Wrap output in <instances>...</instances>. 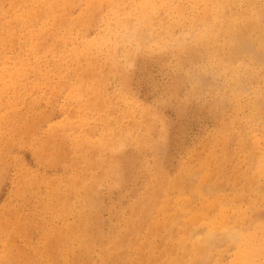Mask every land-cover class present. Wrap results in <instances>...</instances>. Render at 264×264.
Listing matches in <instances>:
<instances>
[{
	"label": "rangeland",
	"instance_id": "1",
	"mask_svg": "<svg viewBox=\"0 0 264 264\" xmlns=\"http://www.w3.org/2000/svg\"><path fill=\"white\" fill-rule=\"evenodd\" d=\"M260 161L264 0H0V264H242Z\"/></svg>",
	"mask_w": 264,
	"mask_h": 264
},
{
	"label": "bare ground",
	"instance_id": "2",
	"mask_svg": "<svg viewBox=\"0 0 264 264\" xmlns=\"http://www.w3.org/2000/svg\"><path fill=\"white\" fill-rule=\"evenodd\" d=\"M64 2H65V1H64ZM60 3H61V2H60ZM65 5H66V4H65ZM65 9H66V8H65ZM67 10H68V9H67ZM53 12H54V11H53ZM255 12H256V11H255ZM255 12H254L255 19H254V16H251V15L249 14V15L251 16V17H250L251 21H248V22H247L248 24L246 23V21H244V22L241 21V22H242L241 24H243V27H241L239 30H236V31H235V34H234V37H233L234 39H233V40H234V42H236V43H235V44H236L235 47H237V49H239V50H240V48L242 49V47L244 46V45H243V44H244V39L247 40L246 38H244V37H245V34H247V29H248L250 26L254 25V24L257 22V21H255V20H259L260 17L262 16L261 13L259 12L261 16H258L259 18H257V17H256L257 15H255ZM63 13H65V12H63ZM257 13H258V12H257ZM61 14H62V13H61ZM218 16H219V15H218ZM246 18H247V17H246ZM49 19H50V18H49ZM243 19H245V18H243ZM57 20H58V19H57ZM220 22H221V21H220ZM258 22L260 23V20H259ZM126 23H127V22H126ZM259 23H258V24H259ZM256 24H257V23H256ZM256 24H255V25H256ZM128 25H129V24H128ZM255 25H254V26H255ZM129 26H130V25H129ZM129 26H127V27H129ZM241 26H242V25H241ZM254 26L252 27L253 29H254ZM255 27H257V25H256ZM52 29H53V28H52ZM250 29H251V27H250ZM255 29H256V28H255ZM248 30H249V29H248ZM139 31H140V30H139ZM203 31L206 32V30H203ZM245 31H246V33H245ZM249 31H250V30H249ZM205 32H202V33L205 34ZM129 33H130V32H129ZM248 33H249V32H248ZM250 34H251V33H250ZM250 34H249V35H250ZM130 35H132V34H130ZM247 36H248V35H247ZM247 36H246V37H247ZM195 37H196V36H194V38H195ZM249 38H250V37H249ZM192 39H193V38H192ZM193 40H194V39H193ZM249 46H250V45H249ZM243 48H244V47H243ZM237 49H235V50H237ZM239 50H238V51H239ZM258 50H259V49H258ZM232 51H233V50H232ZM243 51H244V50H243ZM235 53H236V52H235ZM242 53H243V52H242ZM244 53H245V52H244ZM244 53H243V54H244ZM237 54H239V53H237ZM237 54H236V55H237ZM237 56H238V55H237ZM237 56H235V57H237ZM245 56H246V55H245ZM225 57H226V56H225ZM227 59H228V58H227ZM255 59H256V58H255ZM231 60H232V59H231ZM228 61H230V60H228ZM233 62H234V61H233ZM240 63H241V62H240ZM244 65H245V64H244ZM13 73H14V72H13ZM93 74H94V72H93ZM238 74H239V73H238ZM94 75H95V74H94ZM239 76H240V75H239ZM11 80H12V79H11ZM237 80H238V79H237ZM88 84H90V83H88ZM94 90H96V89L94 88ZM241 90H242V89H241ZM10 119H11V118H10ZM10 119H8V121H9ZM8 125H9V124H8ZM69 126H70V125H69ZM5 128H6V127H5ZM21 129H22V128H21ZM18 131H19V130H18ZM26 136H27V135H26ZM105 136H106V135H105ZM3 137H4V136H3ZM111 137H112V136H111ZM76 140H77V139H76ZM111 140H112V139H111ZM47 142H48V141H47ZM73 143H74V142H73ZM113 143H114V141H113ZM82 144H83V143H82ZM108 145H109V144H108ZM108 145H107V146H108ZM117 145H118V144H117ZM83 148H84V147H83ZM83 148H82V149H83ZM95 148H96V147H95ZM112 148H113V147H112ZM112 148H111V149H112ZM94 150H95V149H94ZM61 152H62V151H61ZM47 154H48V153H47ZM211 154H212V153H211ZM41 155H42V154H41ZM65 155H66V154H65ZM65 155H64V156H65ZM117 155H118V154H117ZM117 155H116V156H117ZM58 158H59V157H58ZM64 158H66V157H64ZM64 158H62V161H63ZM256 158H257V157H256ZM256 158H255V159H256ZM248 159H249V158H248ZM258 159H259V158H258ZM256 160H257V159H256ZM261 160H262V159H261ZM114 161H115V160H114ZM249 162H250V161H249ZM260 163L264 164V161H260L258 164H260ZM246 164H247V163H246ZM253 164H254V163H253ZM256 164H257V162H256ZM158 166H159V165H158ZM261 166H262V165L260 164V168H261V169L257 168V169L260 170V172H261V170H264V167H261ZM159 167H160V166H159ZM112 168L114 169V167H112ZM253 168H254V167H253ZM157 170H158V169H157ZM157 170H156V171H157ZM190 170H191V169H190ZM246 170H247V169H246ZM254 170H255V169H254ZM254 170H253V171H254ZM160 171H161V170H160ZM160 171H159V172H160ZM193 172H194V171H193ZM260 172H259V173H260ZM156 173H157V172H156ZM179 173H180V172H179ZM187 173H188V172H187ZM189 173H190V172H189ZM189 173H188V174H189ZM190 174H191V173H190ZM193 174H194V173H193ZM193 174H192V176H193ZM153 175H155V174H153ZM157 175H160V174L158 173ZM183 175H184V174H183ZM185 175H186V174H185ZM196 175H197V174H196ZM196 175H194V176H196ZM250 175H251V173H250ZM252 176H253V174H252ZM259 176H260V175H259ZM153 177H154V176H153ZM159 177H160V176H159ZM185 177H186V176H185ZM187 177H188V176H187ZM190 177H191V176H190ZM190 177H189V178H190ZM205 177H206V175H205ZM177 178H178V177H177ZM177 178H176V179H177ZM191 178H192V177H191ZM202 178H203V177H202ZM154 179H155V178H154ZM179 179H180V178H179ZM185 179H186V178H185ZM207 179H208V178H207ZM207 179L205 178L204 181H205V180L207 181ZM210 179H211V178H210ZM210 179H209V182H210ZM180 180H181V179H180ZM180 180H179V181H180ZM158 181H160V180H158ZM181 181H182V180H181ZM186 181H188V180H186ZM200 181H201V180H200ZM204 181H202V182L205 183L206 181H205V182H204ZM211 181H212V179H211ZM174 182H175V181H174ZM202 182H201L200 184H202ZM209 182H206V185H207V183H209ZM70 183H71V182H70ZM79 183H80V182H79ZM158 183H159V182H158ZM155 184H157V183H155ZM188 184H189V183H188ZM157 185L159 186V184H157ZM82 186H83V185H82ZM89 187H90V185H89ZM155 187H157V186H155ZM203 187H205V184H204ZM83 189H84V188H83ZM199 189H200V188H199ZM204 189H205V188H204ZM208 189H209V188H208ZM157 190H158V189H157ZM180 190H181V189H180ZM202 190H203V188H202ZM181 191H182V190H181ZM207 191H208V190H207ZM93 192H94V191H93ZM148 192H149V191H148ZM158 192H159V191H158ZM160 192H161V190H160ZM208 192H209V191H208ZM88 193H89V192H88ZM155 194H156V193H155ZM158 194H159V193H157V195H158ZM91 195H92V194H91ZM159 195H160V194H159ZM148 196H149V195H147V199H148ZM158 197H159V196H158ZM158 197H157V198H158ZM92 198H93V197H92ZM90 199H91V198H90ZM88 200H89V198H88ZM139 200H141V199H139ZM86 201H87V200H86ZM89 202H90V201H89ZM152 202H153V201H152ZM91 203H92V200H91ZM135 203H136V202H135ZM140 204H141V203H140ZM261 204H262V203H261ZM139 206H140V205H139ZM216 206H217V205H216ZM218 206H219V205H218ZM220 207H221V206H219V209H220ZM145 210H146V209H145ZM162 210H163V209H162ZM201 210H202V209H201ZM221 210H222V209H221ZM130 211H131V210H130ZM198 213H199V212H198ZM200 213H201V212H200ZM219 213H221V212H219ZM219 213H218V216H219ZM86 214H87V213H86ZM88 214H89V213H88ZM142 214H143V213H142ZM222 214H223V213H222ZM192 215H193V217H192ZM190 216H191V218H194V220L197 218L196 216L194 217V214H190ZM203 216H204V215H203ZM84 217H86V215H85ZM205 217H206V216H204V218H205ZM86 218H87V217H86ZM91 218H93V217L91 216ZM240 218H243V217H240ZM82 219H83V218H82ZM166 219H167V218H166ZM84 220H85V218L83 219V221H84ZM92 220H93V219H92ZM172 220H173V219H172ZM194 220H192V221H193V222H196V220H199V222H200V219H199V218H197L195 221H194ZM212 220H213V219H212ZM214 220H218V219H214ZM220 220H221V219H219V221H220ZM234 220L236 221V219H233V221H234ZM139 221H140V220H139ZM164 221H167V220L164 219ZM173 221H175V220H173ZM219 221H218V222L216 221V222L219 224L220 228H221V226H222V228L225 229L226 226L223 227V226H224L223 224H225L226 221L224 220L225 222H224L223 224H222L223 220H221L220 222H219ZM84 222H87V221H84ZM84 222H83V224H86V223H84ZM175 222H176V221H175ZM201 222H202V221H201ZM259 222H260V221H259ZM81 223H82V222H81ZM81 223H80V224H81ZM88 223H89V220H88ZM156 223H158V222H156ZM261 223H264V222H261ZM163 224H164V223H163ZM172 224H173V223H172ZM199 224H200V223H199ZM206 224H207V223H206ZM213 224H214V223H213ZM236 224H237V223H236ZM152 225H153V224H152ZM262 225H264V224H262ZM213 226H215L214 228H218L215 224H214ZM213 226H212V227H213ZM228 226H230V225H228ZM236 226H237V225H236ZM256 226H257V225H256ZM256 226H254V227H256ZM158 227H159V226H158ZM167 227H168V226H167ZM167 227H166V228H167ZM200 227H201V226H200ZM208 227H209V226H208ZM261 227H262V226H261ZM261 227H260V228H261ZM71 228H72V227H71ZM148 228H149V227H148ZM203 228H205V227H203ZM222 228H221V229H222ZM256 228H257V227H256ZM256 228H255V229L253 228L254 230H252V231H255ZM262 228H264V227H262ZM155 230H156V229H155ZM208 230H212V231H213V228H212V229H209V228H208ZM218 230H219V229H218ZM226 230H227V229H226ZM226 230H225V231H226ZM257 230H259V229H257ZM212 231H211V232H212ZM220 231H221V230H220ZM220 231H219V233H221ZM222 231H223V229H222ZM252 231H250V232H252ZM73 232H75V231H73ZM214 232H215V231H214ZM228 232H229V231H228ZM261 232H264V230L261 229ZM261 232H260L259 235H262ZM148 233H149V232H148ZM223 233H224V232H223ZM255 233H256V231H255ZM255 233L253 232L252 234H255ZM129 234H130V233H129ZM149 234H150V233H149ZM191 234H192V233H191ZM224 234H225V233H224ZM224 234H223V237L221 236V238H224V237L226 238V235H224ZM228 234H229V233H228ZM228 234H227V235H228ZM246 234L249 235L250 233H247V232H246ZM133 235H134V234H133ZM150 235H151V234H150ZM230 235H231V237H234L235 239H236V238H239V243H240L241 247L243 246L242 248L239 246V247L241 248V250H240V248H238L239 251H237V252H238V254H236V255H238L237 257H239V254H240V253L242 254V252H243L244 255H247V256H249V258H251V256L253 255V253H254L255 251H254L252 248H250V246H251V247L253 246V245H250V244H251V243L254 244L255 242H254V241L251 242V240H249V241L247 242V238L244 236L245 233H244V235H240V234H239L237 231H235V230H232V233H231ZM248 235H247V236H248ZM259 235H258V236H259ZM128 236H129V235H128ZM131 236H132V235H131ZM199 236H201V235H199ZM238 236H239V237H238ZM254 236H255V235H253V237H254ZM262 236H264V235H262ZM231 237H230V238H231ZM248 237H249V236H248ZM149 238H150V237H149ZM195 238H197V237H195ZM182 239H183V237H182ZM182 239H181V240H182ZM186 239H187V238H185V240H186ZM190 239H191V238H190ZM211 239H212V238H211L209 235H208V236L206 235V237H205L204 240H202V241H200V239H199L198 242H195V245L191 244V245L194 246V247L192 246L193 250H195L197 253H198L199 251H200V252H203L204 249H206V245L212 242V241L210 242ZM213 239H216V237H215V238L213 237ZM218 239H219V238H218ZM249 239H251V238L249 237ZM254 239H255V238H254ZM254 239H253V240H254ZM256 239H257V237H256ZM256 239H255V240H256ZM259 239L262 240V239H264V238H262V239L259 238ZM91 240H92V238H91ZM178 240H179V239H178ZM181 240H180V241H181ZM219 240H220V239H219ZM260 240H258V242H257L258 245H255L253 248H255V249L258 248V250L264 248V244H262V243H264V242L260 243V242H261ZM190 241H191V240H190ZM196 241H197V240H196ZM216 241H217V240H216ZM216 241H215V242H216ZM223 241H224V240H223ZM225 241H226V240H225ZM231 241H232V240H231ZM235 241H236V240H235ZM256 241H257V240H256ZM259 241H260V242H259ZM262 241H264V240H262ZM178 242H179V241H178ZM182 242H183V241H182ZM219 242H221V241H219ZM219 242H218V243H219ZM232 242H233V241H232ZM232 242H231V243H232ZM249 242H250V243H249ZM253 242H254V243H253ZM122 243H123V242H122ZM174 243H175V242H174ZM189 243H190V242H189ZM193 243H194V242H193ZM218 243H217V244H218ZM243 243H244V245H243ZM248 243H249V245H248ZM179 244H180V242H179ZM228 244H229V243H228ZM234 244H235V243H234ZM121 245H122V244H121ZM140 245H141V244H140ZM172 245H173V244H172ZM174 245H176V244H174ZM229 245H230V244H229ZM235 245L238 246L239 244H237V242H236ZM260 245H261L262 248L260 247ZM143 246H144V244H143ZM212 246H213V245H212ZM236 246H235V247H236ZM244 246H246V248H245ZM207 247H208V246H207ZM259 247H260V248H259ZM116 248H117V247H116ZM142 248H143V247H142ZM166 248H167V247H166ZM187 248H189V247H188L187 245L184 246V244L182 243V250H183V252H186V251H187ZM173 249H175V248L173 247ZM178 249H179V247H178ZM236 249H237V248H236ZM238 249H237V250H238ZM114 250H115V249H114ZM140 250H141V248H140ZM176 250H177V249H176ZM207 250H208V249H207ZM258 250L256 249V252H255L256 256L259 255V251H258ZM172 251H173V250H172ZM261 251H262V250H260V252H261ZM138 252H139V251H138ZM191 252H192V250H191ZM204 252H205V254H206V251H204ZM233 252H234V251H233ZM252 252H253V253H252ZM234 253H236V250H235ZM234 253H233V255L236 256ZM139 254H140V253H139ZM243 254H242V257H241V259H240V261H243V259H244V261L241 262L242 264H243V263H244V264H245V263L248 264V263H250V262H248V261H253V260H249V259L245 256V258L248 259V261L246 262V261H245V258H243V257H244ZM262 254H264V253H262ZM262 254H260V255H262ZM115 255H116V254H115ZM185 255H186V254H185ZM185 255H184V256H185ZM189 255H190V253H189ZM200 255H201V254H200ZM200 255H199V256H200ZM203 255H204V254H203ZM260 255H259V256H260ZM206 256H207V255H206ZM240 256H241V255H240ZM253 256H255V255H253ZM259 256H257V258H258ZM201 257H202V256H201ZM261 257H262V256H261ZM180 258H181V257H180ZM184 258H185V257H184ZM203 258H204V257H203ZM233 258H234V257H233ZM235 258H236V257H235ZM239 258H240V257H239ZM239 258H237V259H239ZM254 258H255V257H254ZM195 259H196V258H195ZM201 259H202V258H201ZM237 259L234 260V262L237 261ZM251 259H252V258H251ZM260 259H261V258H260ZM111 260H112V259H111ZM181 260H183V259H181ZM188 260H189V259H188ZM193 260H194V259H193ZM172 261H173V259H172ZM172 261H171V263L173 264ZM261 261L264 262V259H261ZM189 262H190V260H189ZM237 262H238V261H237ZM257 262H258V261H257ZM262 262H261V264H264V263H262ZM75 263H76V262H75ZM171 263H170V264H171ZM178 263H179V262H178ZM178 263H177V264H178ZM180 263H181V262H180ZM193 263H194V262H193ZM251 263H252V262H251ZM255 263H256V262H255ZM133 264H134V263H133ZM139 264H140V263H139ZM232 264H235V263H233V261H232ZM239 264H240V263H239ZM252 264H253V263H252ZM257 264H258V263H257Z\"/></svg>",
	"mask_w": 264,
	"mask_h": 264
}]
</instances>
